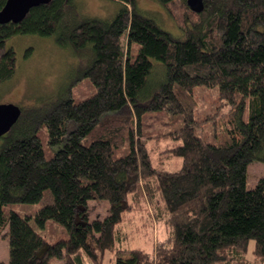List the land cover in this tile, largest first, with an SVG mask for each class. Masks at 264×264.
I'll return each instance as SVG.
<instances>
[{
  "label": "trees",
  "instance_id": "16d2710c",
  "mask_svg": "<svg viewBox=\"0 0 264 264\" xmlns=\"http://www.w3.org/2000/svg\"><path fill=\"white\" fill-rule=\"evenodd\" d=\"M117 1L111 18L83 13L78 0H51L0 25V83L16 71L7 42L17 35L54 36L80 59L77 76L21 106L1 136L0 238L9 251L0 264H104L107 253L108 264H264V177L247 186L249 164L264 159V0H203L199 12L187 0H155L181 33L137 0ZM197 86L217 87L229 105L214 142L199 132ZM159 116L177 124L160 133ZM161 138L171 146L160 154L180 157L179 170L154 158ZM93 199L108 200L105 218L89 220ZM39 202L33 214L10 208ZM137 212L139 233L153 221L164 226L151 252L126 237ZM48 220L68 237L48 243L32 223Z\"/></svg>",
  "mask_w": 264,
  "mask_h": 264
},
{
  "label": "rangeland",
  "instance_id": "374dc122",
  "mask_svg": "<svg viewBox=\"0 0 264 264\" xmlns=\"http://www.w3.org/2000/svg\"><path fill=\"white\" fill-rule=\"evenodd\" d=\"M137 1L138 5L147 14L158 19L168 30L181 33L174 18L157 1ZM78 2L83 13L102 18L113 17L121 7V4L117 0H78ZM7 43L16 51L17 68L12 78L0 83V103L12 102L20 106H26L47 100L55 95L57 91H60L74 76L78 75L79 57L69 46L59 44L54 36L23 34L12 37ZM136 50L137 48L133 46L132 53H135ZM87 86L85 85L79 88L82 92L79 90L77 92L82 96L86 95L91 91L90 87ZM195 97L197 101L196 116L199 120L202 119V129H199V132H201V136L204 139L214 142L218 134L225 127V120L227 119L226 121H229L230 119L229 117L224 119L223 116V114L228 113L229 105L228 103H224L222 106L217 87L197 86L195 88ZM248 118L249 111L247 109L244 114V119L248 120ZM155 121L157 122L156 127L158 132L160 133L167 132L173 125L177 124L171 121V117L169 116H159ZM158 141L160 142H152V144L157 142L160 145L153 152L154 158L159 160L160 156L164 161L162 166L168 171L179 170L182 165V159L180 157H169V152L160 154V152L169 148L171 144L164 142L162 138ZM1 143L2 138L0 137ZM148 144L151 147V143ZM44 145L47 150H50L46 139ZM261 156L264 157V149ZM261 177H264V159H255L248 167L247 186L249 188L255 187ZM41 205L42 203L40 202L15 203L11 204L10 208L20 214H33ZM147 207L152 217L153 209L151 210L150 205ZM108 209V200H89V220L105 218L108 214ZM139 216L140 213H135L133 221L128 222L124 226L125 231L128 233L126 237L128 239L130 238L131 247L143 249L145 252H151L155 249L156 238L164 231V226L153 221V229L149 227L146 232L139 233V224H142V219ZM32 223L44 235L48 243H53L60 238L68 237L66 228L54 220H48L44 227H40L34 221ZM8 244V239L4 237L0 238V261L8 260ZM253 247L254 241H251L248 251L249 254H251ZM249 258H252V255ZM109 259L110 254L107 253L104 264H108ZM64 262L65 259L53 258L48 264H64Z\"/></svg>",
  "mask_w": 264,
  "mask_h": 264
},
{
  "label": "water",
  "instance_id": "95a60500",
  "mask_svg": "<svg viewBox=\"0 0 264 264\" xmlns=\"http://www.w3.org/2000/svg\"><path fill=\"white\" fill-rule=\"evenodd\" d=\"M51 0H6L0 9V25L10 21H21L30 9ZM189 6L194 11H202L204 8L203 0H187ZM21 106L16 103H0V137L6 134L17 122L21 115Z\"/></svg>",
  "mask_w": 264,
  "mask_h": 264
}]
</instances>
